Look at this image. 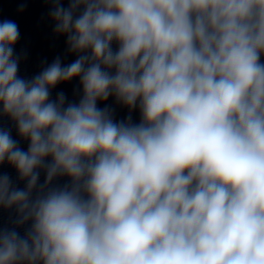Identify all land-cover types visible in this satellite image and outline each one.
Here are the masks:
<instances>
[{
    "label": "clouds",
    "instance_id": "clouds-1",
    "mask_svg": "<svg viewBox=\"0 0 264 264\" xmlns=\"http://www.w3.org/2000/svg\"><path fill=\"white\" fill-rule=\"evenodd\" d=\"M55 3L54 31L85 54L31 80L0 22V113L29 141L0 129V164L26 181L0 174V208L30 222L0 228V264H264V0ZM76 77L78 104L50 99ZM110 95L141 122H114Z\"/></svg>",
    "mask_w": 264,
    "mask_h": 264
},
{
    "label": "water",
    "instance_id": "water-1",
    "mask_svg": "<svg viewBox=\"0 0 264 264\" xmlns=\"http://www.w3.org/2000/svg\"><path fill=\"white\" fill-rule=\"evenodd\" d=\"M69 2L70 0H60V4L64 8L69 7ZM54 7H56L55 0H0V22L11 20L19 28L20 37L14 45V56L19 57L18 76L23 79L31 80L51 65L57 57L60 58L62 66H67L74 62L79 55L85 54L70 52L67 45V35L57 34L54 31L55 21L50 16ZM82 10V8L79 9L75 15L78 16ZM111 47L115 52L118 49V43L113 41ZM261 62L264 63V54L261 55ZM105 70L115 74L114 68ZM59 93H63L66 97L65 107L68 104H78L83 97L80 78L76 77L58 83L50 89V99L55 101ZM97 107L100 109L107 108L114 122H128L129 118L133 124L141 122L139 101L136 108L129 109L119 102L114 95H110L107 100H98ZM0 129L9 130L12 138L18 142V146L27 151L29 141L19 136L15 122L2 113H0ZM50 160V157L46 158V162H50ZM37 171L40 172L38 183L43 184L45 172L43 169H37ZM0 174H7L15 187L25 188L26 181L19 178L17 170L7 161L0 164ZM70 183V178L67 176L56 177L50 187H63L70 185ZM16 215L14 208H0V228H15L23 236L30 226V222L17 227L14 224Z\"/></svg>",
    "mask_w": 264,
    "mask_h": 264
}]
</instances>
